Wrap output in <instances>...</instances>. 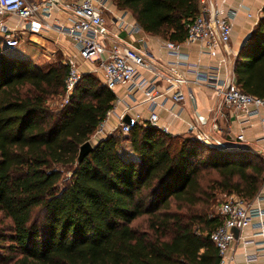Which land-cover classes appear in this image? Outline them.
Returning a JSON list of instances; mask_svg holds the SVG:
<instances>
[{
    "label": "trees",
    "instance_id": "16d2710c",
    "mask_svg": "<svg viewBox=\"0 0 264 264\" xmlns=\"http://www.w3.org/2000/svg\"><path fill=\"white\" fill-rule=\"evenodd\" d=\"M110 1L144 33L181 44L200 0ZM67 72L0 47V264H218L212 206L218 195L250 202L260 193L261 156L134 123L77 164L116 98L82 74L52 110ZM233 72L243 93L264 98V7Z\"/></svg>",
    "mask_w": 264,
    "mask_h": 264
},
{
    "label": "built area",
    "instance_id": "2783aa9c",
    "mask_svg": "<svg viewBox=\"0 0 264 264\" xmlns=\"http://www.w3.org/2000/svg\"><path fill=\"white\" fill-rule=\"evenodd\" d=\"M200 3L197 17L186 26L185 41L204 43L208 50L220 45L226 46L232 33L231 19L211 10L205 0ZM118 11L110 0H0V45L5 50L13 51L21 45L24 36L40 33H54L69 39L76 54L67 64L68 72L64 81L66 104L81 77L74 60L79 57L94 64L93 72L100 76L103 86L110 92L123 87L127 97L134 100L139 94L143 95L145 102L149 104L150 114L142 124L154 126L158 122V98L169 94L168 99L175 106L185 99L194 100V95L191 91L185 94L180 90L189 81L172 71L176 69L172 63L168 65V72H162L151 62L147 52L142 49L144 47L131 46L123 39L122 34L129 41L143 46L144 40L139 36L144 32L136 22L126 21L125 14L118 16ZM9 21L14 23L13 27L8 25ZM178 46L179 44L167 41L164 44L167 52L176 58L180 57ZM145 72L151 78H146ZM194 74L195 84L211 88L212 100L219 110L226 106L236 113L253 112L255 115H260V110H264V98L243 93L237 86L235 77L222 79L218 68L205 72L195 71ZM161 81L166 84L164 93L158 91V82ZM109 115L110 111L93 137L104 135V124ZM260 120L264 122V119ZM118 129L122 134H127L130 126L120 118L114 132ZM190 129L195 127L190 126ZM212 129L219 131L216 117L212 120ZM195 139L211 148H224L223 144L214 143L201 132L196 134ZM261 140L263 145L259 155L264 163V132ZM233 142L244 143L245 138L238 135ZM263 201L259 194L250 202L230 195L220 204L215 212L220 216L221 223L210 237L217 250L218 264L230 263L232 258H228L226 254L235 240L234 232L248 227L254 230L252 236L259 241L255 244V253L246 256V264L256 263L259 258L263 259L260 264H264ZM249 243L253 241L249 240Z\"/></svg>",
    "mask_w": 264,
    "mask_h": 264
},
{
    "label": "crops",
    "instance_id": "0c3cea01",
    "mask_svg": "<svg viewBox=\"0 0 264 264\" xmlns=\"http://www.w3.org/2000/svg\"><path fill=\"white\" fill-rule=\"evenodd\" d=\"M200 1L199 7L201 6ZM205 3L211 10L218 11L220 15L231 19L232 33L230 41L226 46L220 45L212 50H208L204 43L184 41L178 46L180 57L176 58L165 49L164 44L166 41L158 37L146 33L142 36L140 35L139 38L144 40L143 46H140L137 42L129 41L123 34L122 37L131 46L144 47L142 49L147 52L149 58H151L150 60H152L151 62L158 70L168 72V65L172 63L176 68L172 71L178 72L189 81L187 85L181 86L180 90L185 94L191 91L194 95V100L185 99L182 103L174 106L168 99L169 94L158 98L157 101L160 104L156 108L158 122L154 126L172 136L195 138L196 134L201 132L214 143L223 144V149H242L259 155L263 145L261 137L264 132V122L262 123L260 118L264 119V110H260V115H255L253 112L251 114L247 112L236 113L233 109L226 106L219 110L217 104L212 100L211 88L194 83V72H205L218 68L222 79L234 77V61L239 50L245 45L253 28L262 16L264 0H205ZM124 14L126 21L135 22L128 12L118 11L117 13L118 16ZM37 41L56 44L64 56L68 58L72 54L73 47L69 39L60 35L40 33L38 35H30L27 38V42L37 43ZM0 47L1 49L3 48L1 45ZM93 70L94 65L91 64L90 70L86 72L80 71V73L90 74L93 73ZM144 76L151 78V75L146 72ZM99 79L102 83V79L100 77ZM165 88L166 84L163 81L158 82L159 92L164 93ZM112 93L116 98L114 106L105 121L104 135L91 138V140H95V143L113 133L120 122V118L123 121L128 117L133 124H142L149 118L150 107L145 102L143 95L139 94L134 100L127 97L123 87L115 88ZM249 111H252V109ZM215 117L219 131L212 129V120ZM190 126H194L195 129L191 130ZM238 135L244 136V143L235 144L233 142ZM259 196L264 199V185ZM262 206L264 207V201ZM253 233L254 230L249 227L235 232V240L226 254L228 258H232L229 264H246V256L255 253L257 248L255 244L259 239L253 238ZM249 240H252L253 243H249ZM262 261L263 259L259 258L256 263L252 264H260Z\"/></svg>",
    "mask_w": 264,
    "mask_h": 264
},
{
    "label": "rangeland",
    "instance_id": "374dc122",
    "mask_svg": "<svg viewBox=\"0 0 264 264\" xmlns=\"http://www.w3.org/2000/svg\"><path fill=\"white\" fill-rule=\"evenodd\" d=\"M13 22L9 21L8 25L10 27H13ZM28 36L23 37V42L21 45L16 49V50H4L5 52L12 53L16 57L21 58V60H28L31 61L34 65L40 67V68H46L51 64H56L58 62H61L63 65H67L68 63L71 62V60L74 58V55L76 54L72 48V54L70 55V59L67 56H64V54L61 52L59 47L56 44H47L43 43L41 41H37V43H31L27 42ZM25 40V41H24ZM77 62L78 65V70L79 72H86L91 69V63L87 61H83L81 58L76 57L74 59ZM94 65V64H93ZM92 75L96 76L99 79V75L97 73H91ZM82 75V73H81ZM100 80V79H99ZM66 105V97H64V94L58 98H54L49 102V107L52 110L58 111L62 109ZM119 130V129H118ZM91 145L93 146L95 143V140L89 141ZM64 176L68 177V173L64 174ZM227 195L222 194L218 195L215 203L213 204L212 208L213 210H217L218 207L222 202L225 201ZM235 236V232H234Z\"/></svg>",
    "mask_w": 264,
    "mask_h": 264
},
{
    "label": "water",
    "instance_id": "95a60500",
    "mask_svg": "<svg viewBox=\"0 0 264 264\" xmlns=\"http://www.w3.org/2000/svg\"><path fill=\"white\" fill-rule=\"evenodd\" d=\"M123 123L132 126L133 122L126 117L123 120ZM93 150V146L91 145V143L89 141L85 142L84 144H82L79 148V152H78V158H77V164H80L84 158ZM236 232V231H235Z\"/></svg>",
    "mask_w": 264,
    "mask_h": 264
}]
</instances>
